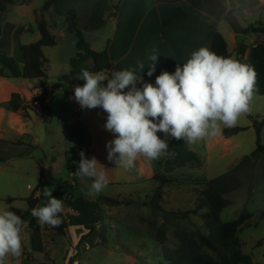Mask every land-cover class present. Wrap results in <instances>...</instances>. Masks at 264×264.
I'll list each match as a JSON object with an SVG mask.
<instances>
[{
  "label": "crops",
  "instance_id": "1",
  "mask_svg": "<svg viewBox=\"0 0 264 264\" xmlns=\"http://www.w3.org/2000/svg\"><path fill=\"white\" fill-rule=\"evenodd\" d=\"M219 1L233 11L241 28L246 29L252 25L243 22V20L249 17L253 11L257 12L256 15H258V17L260 16L258 21H262L264 24V0H251L250 2H253L254 6L250 4L245 6L239 0ZM35 10V7H22L18 9L17 13H14V11L9 13L8 17L12 30L9 38L4 42L3 50L16 59L22 67L24 66L23 46L37 42L41 37L36 27ZM113 13L114 16H112L111 12H107L105 15L106 21L109 22L111 26V35L106 39L107 43L105 49L109 52L114 69H132L139 71L137 62L142 61L145 65V69L140 75L143 76L144 82L153 84L155 83L156 76L162 71L172 73L175 71L177 64L183 65V63L190 58L194 50H197L201 46L210 48L216 30L225 38L231 57H233V54L236 55L238 46L242 44L246 45V40L248 38L256 44L257 41L264 43V38L260 33L244 34L235 32L221 14L211 5L210 0H119L117 11L114 10ZM241 16L243 20H241ZM60 17L62 18V16L58 17V15L55 14L53 8H50L45 14V18L51 27ZM51 32L53 33V29ZM53 35L55 34L53 33ZM256 44L248 47L252 48ZM91 48L97 51L95 46L91 45ZM45 49L46 47L43 48L44 55ZM153 49L156 50L155 54L158 55L159 58L156 62V71L149 77L147 75V66L150 63L149 57L153 54ZM105 74H110V72ZM35 84H42V82L27 81L23 78L11 79L0 76V140L6 141L8 144L4 145L10 146L11 149H27L21 156H16L5 163H0V166L3 165L2 169L4 165L12 166V164L17 166L16 168H34L32 163H28V157L31 156L28 155V153L37 148L47 146L46 142L43 140L41 144H39L40 138L36 135V130L38 128L40 129L41 133H43L41 137L44 139L47 134L52 135L53 131L49 130L47 133V129L44 127L48 119L52 120V118H58L64 127V124L76 125L85 133L89 140V154L87 158L91 159L95 157L100 164L105 166L102 170L105 171L107 175L108 184L105 189L99 193H79L78 190L80 188H88L90 190L92 181L90 179L81 180L76 175L71 174L70 181L76 186V190L72 192L71 196L74 199L83 197L92 202H97L101 197L118 201V204L99 203L100 210L103 211L106 216L108 212H117L124 203L136 202L140 205H149L153 207L152 215L157 219L159 227L164 222L169 224L175 231L182 228L183 220L187 218L190 219V217H188V215L185 217L174 215L175 213H184L188 211L187 209L182 210L178 208L177 202L180 200L184 201L186 198L190 199L191 196L195 203L192 210L195 209L196 201L204 190L206 183L212 180H207L205 176L202 175L201 169L210 163L212 156L211 151L213 148L217 146L220 148L219 157L222 159L225 158L226 155L232 153L234 150L233 147L237 146L234 139L236 135L225 137L222 133V135L216 137L213 144L209 145L208 149L203 152L205 155L204 158L201 156V152L197 150L202 147L203 140L194 144L186 143L188 148L194 151L201 159L200 166L187 164L174 171L168 172L165 168L167 155L161 156L158 160L153 161H149L140 156L137 158L134 169L127 171L116 166L114 161L110 162L107 160L106 144L108 141L115 138L112 133L104 129L107 113L100 109H82L74 99V91L70 93L69 98H66L73 105L71 110L66 112L59 110L55 105V99H52V97H60L57 95L60 91H54V84L49 83L47 80V96L45 101L49 103L52 108V116L44 121L42 116L45 114L42 112L41 106H33V102L36 98L43 93L44 87L39 88L36 87ZM75 86L76 85H73V88ZM137 87H141V84L138 83ZM14 93L19 94L21 99L28 104L29 109L26 117L24 115L25 112L22 110L12 111L7 109V103ZM65 128L66 133L64 139L68 140V129L67 127ZM158 135L164 138L163 133H158ZM18 140H21L20 144H17L19 142L12 143ZM58 145L54 146V149H58ZM249 156L256 163L254 194L262 180L264 181V155L261 151L255 150ZM14 158H17L15 159L16 161H13ZM17 160L19 163H16ZM38 161V173L36 177L39 183L42 181L44 188L47 183L45 171L48 165L42 163L41 160ZM58 165L59 163L55 164V168H57ZM232 166L233 164L229 166V170ZM156 174L165 175L170 182L161 185L159 182L153 180ZM141 183H143L142 185L149 183V185L152 186L150 192L152 195L147 194L148 196L146 195L144 200L138 196V191L134 192L135 199H133V196L130 199L122 198V194H119L118 198H114L115 196H112L111 192L106 191L107 188H114L115 186L123 184L140 185ZM62 185H64V183L60 184V186ZM43 193L42 188H39L32 197L40 199V202L44 201L45 198ZM74 193H79L77 194L78 197H75ZM155 195L158 196V202L162 203V205L152 204L153 202L150 203L151 198H153L152 196ZM53 196L55 197V193ZM225 198L230 202L228 206V208H230V213H233L238 208L242 207L247 200L248 189L246 186L242 187L227 194ZM27 199L26 197L22 198V196L10 198L11 201H21L28 205ZM158 207L170 214H165L158 209ZM87 208L92 210V208L82 203H78L75 206L64 203L63 214L67 225L65 229L66 237H58L55 239L50 237L45 238L42 233L43 252H33V260L25 261L22 251L20 257H10L6 261V264H37L39 262L51 261H56L59 264H67L68 259L74 256L73 251L77 247L81 237L87 233L85 224L90 221H95L98 218L94 211H89V213ZM27 209L28 207L26 210ZM192 215L199 218L196 222H198L199 227H202L203 220L199 215ZM103 217L100 222L94 225L93 237L86 239L81 245V252L88 246L89 242L97 236L98 231L102 228L104 223ZM252 218L253 214L251 212V218L241 226L238 232L242 249L244 241L248 238L246 237L247 239L245 238L244 240L243 236H240V230L248 225V221ZM175 231L173 233H175ZM50 235L53 237L52 234ZM75 264H78V261L75 262Z\"/></svg>",
  "mask_w": 264,
  "mask_h": 264
},
{
  "label": "clouds",
  "instance_id": "2",
  "mask_svg": "<svg viewBox=\"0 0 264 264\" xmlns=\"http://www.w3.org/2000/svg\"><path fill=\"white\" fill-rule=\"evenodd\" d=\"M155 51L149 57V77L156 71L159 56ZM137 67L139 71L123 69L110 74L81 69L78 79L84 83L73 90L82 109L101 108L107 113L104 129L115 137L106 144L107 160L127 171L134 169L140 156L149 161L173 156L168 151L170 139L194 144L219 137L223 129L235 127L252 111L257 79L254 68L234 57L220 56L209 47L194 50L174 72L162 71L154 84L144 82L140 75L145 69L142 61ZM79 155L74 175L92 181L90 192H101L108 184L102 170L105 166L95 157L86 158L83 151ZM43 195L47 202L33 208L31 215L40 223L58 226L64 203L52 190L46 189ZM10 207L0 210V264L20 257L23 251L25 222Z\"/></svg>",
  "mask_w": 264,
  "mask_h": 264
},
{
  "label": "rangeland",
  "instance_id": "3",
  "mask_svg": "<svg viewBox=\"0 0 264 264\" xmlns=\"http://www.w3.org/2000/svg\"><path fill=\"white\" fill-rule=\"evenodd\" d=\"M13 6L11 9L7 10L5 13L4 20L1 23L2 32L9 27V13H17L18 9L22 7L30 6L35 7V15L42 12V7L47 0H12ZM119 0H106V2L111 3L118 8ZM243 5H252L254 6L251 0H239ZM211 5L220 13L223 11L221 16L224 18L228 13H231L235 17L233 11L228 7L224 6L219 0H210ZM74 8L79 17V29L83 32L85 41L90 45H93L97 48V51H103L106 48V39L110 37V24L106 23L105 26L99 30L87 31L86 27L89 26L94 19V9L95 2L90 0H79L74 4ZM15 9V10H14ZM17 9V10H16ZM257 12L253 11L251 15L245 20L241 16V20L248 24H253L255 21L258 22L260 16L256 15ZM46 12L44 13V15ZM59 17V15H58ZM236 18V17H235ZM62 19V20H60ZM53 26V33L55 34L57 45L54 47H46L45 56L48 59L47 75L48 82L55 84L61 76L68 74L70 71V62L76 56V35L72 32L67 31L65 26V21L60 17ZM228 23V22H227ZM256 23V22H255ZM254 23V24H255ZM28 37V36H27ZM30 37V36H29ZM3 34H0V44H2ZM259 43V41H257ZM253 43L249 38L246 40L247 46H252ZM233 57L236 58V55L233 54ZM36 87L43 88L42 84H35ZM73 86L66 88V91L71 93L73 91ZM52 99H55V105L59 110L63 112L69 111L72 108L71 102H69L65 97L53 96ZM33 106H35L33 104ZM36 107V106H35ZM8 109V108H7ZM100 109L101 108H96ZM250 115L254 118H257L259 121H264V96L254 95L252 102V111ZM51 124V126H50ZM45 129L47 133L49 130L53 131L52 135H46L45 139L42 138L40 129L36 131V135L39 136V144L42 140L46 142V147L37 148L34 151H30L28 155V163H32L34 168H25L17 166H0V210H3L7 205H11V211L16 212L17 215H20L28 207L27 204H24L21 201H11L12 197L30 198L32 195L36 194L39 189V182L37 180L38 173V160H41L42 163L48 165L45 171L47 178V183L44 186V191L46 189L52 190V195L57 192L58 186L67 181H70V166L78 162L79 157V148L77 141L73 140L72 142L64 139L66 133V128L63 126L62 122L58 118H52L45 122ZM235 127H241L245 130L240 132L235 136V144L237 146L233 147V152L226 155L225 158H220V148L217 146L211 151V161L207 166L201 169L202 175L205 176L207 180L214 179L222 174L226 173L229 170L231 164L235 165L240 158L245 155H251L257 148V136L255 129L253 127V120L249 116L242 117L238 124ZM216 138H206L203 140L202 147L197 149L201 152L203 158L205 152L208 149V146L213 144ZM13 141L12 143L20 142ZM261 143L264 147V128L261 133ZM59 144V145H58ZM59 146L58 149H54V146ZM1 154L9 155H21L26 152L27 149H11L10 146L2 145ZM263 154V153H262ZM264 155V154H263ZM12 159V158H11ZM10 159V160H11ZM14 158L13 161H16ZM22 161V160H21ZM16 163H19L18 160ZM59 163L58 167L55 168V164ZM55 170V171H53ZM262 176V175H261ZM135 185V184H123L115 186L114 188H107L106 191L111 192L114 198H118L119 194H122V198L130 199L133 196L135 199V193L138 191V196L141 199H145L147 194H151V187L149 183L144 185ZM29 189V190H28ZM105 189V188H104ZM29 191V192H27ZM43 191V192H44ZM79 193H91L88 188H80ZM102 192V191H101ZM74 193L75 197H78ZM115 194V195H114ZM152 195V194H151ZM44 196V195H43ZM148 196V195H147ZM152 204H160L158 196H152ZM44 201L39 202L38 206H43L47 202V197ZM177 207L188 211L192 210L195 206L193 199L190 196L184 201H178ZM164 205V204H163ZM153 207L149 205H140L138 203H124L121 205L117 212H108L106 216L103 211H101V217H103V226L98 231L97 236L92 239L88 246L82 250L79 258L77 259L78 264H142L139 261V257H143V260L148 264H170L162 256L160 246L157 242V233L161 230L165 231L168 237V245L173 246L176 243L174 237V231L169 224L162 223L160 227L158 226L157 219L152 215ZM250 211L253 214V218L248 221V225L244 226L240 231L243 236V239H247L243 244V253L245 255L251 256L255 262L264 263V181L262 180L261 184L258 186L255 193L247 198L243 206L238 208L233 213H230V208L226 207L222 212V220L225 222H230L237 219L242 215L244 211ZM87 211L93 212L87 208ZM89 212V213H90ZM165 212V211H163ZM167 215L170 213L166 212ZM263 214V215H262ZM171 217V216H170ZM190 219L183 220V227L187 230H194L199 228V220L197 216H193L191 213L188 214ZM192 218V219H191ZM195 219V220H194ZM102 220V219H101ZM167 222V220H166ZM176 223V222H175ZM42 233L45 238H58L60 237L55 233V228L50 225L42 224ZM53 237H51V235ZM245 234V235H244ZM23 236V258L25 261L33 260V252L30 247V231L28 228V222L24 223L22 230ZM263 241V242H261ZM262 244H259V243ZM74 255L76 254V248L73 251Z\"/></svg>",
  "mask_w": 264,
  "mask_h": 264
},
{
  "label": "trees",
  "instance_id": "4",
  "mask_svg": "<svg viewBox=\"0 0 264 264\" xmlns=\"http://www.w3.org/2000/svg\"><path fill=\"white\" fill-rule=\"evenodd\" d=\"M79 0H47L40 14H36V27L40 33V39L37 42L24 45L22 52L24 55V66L22 67L16 59L8 55L4 50V42L9 38L12 27L9 25L2 32L1 23L4 20L5 13L7 12V4H12V0H0V34H3L2 44H0V76L11 79L23 78L27 81H41L44 87L43 93L36 98L40 104L42 112L45 114L42 119L46 121L48 117L52 116V108L49 103H46L47 96V65L48 59L45 57L43 48L54 47L57 45L56 37L51 32V26L45 18L44 13L49 11L50 8L54 9L56 15L63 16L67 31L76 35V56L71 59L70 71L58 78L54 84V91H60L58 96L69 98L70 93L66 88L73 85H82L83 80L78 77L81 74V69H87L90 72H112L114 69L110 55L107 49L103 51H95L85 41L83 32L79 29V17L74 8ZM95 2L94 19L93 22L86 27V30H98L105 26V15L107 12L117 11V6L107 3L106 0H90ZM223 11H220L222 14ZM232 29L237 33L255 34L260 33L264 38V24L258 21L250 25L248 28L243 29L240 27L238 21L231 13L224 17ZM22 31V30H21ZM210 49L220 56L231 57L227 42L223 35L216 30ZM236 59L242 63L251 65L256 74V90L254 95L264 96V43L259 42L254 47L249 48L247 45L242 44L236 49ZM106 83V82H105ZM7 108L12 111H24L25 117L28 114L29 106L25 103L19 94L14 93L10 101L7 103ZM253 120V127L257 136V148L264 154V147L261 143V133L264 128V121H259L257 118L247 115ZM68 129V140L77 141L79 151L85 153V157L89 154L88 144L89 140L85 133L76 125H66ZM241 127H231L223 129V135L230 137L244 131ZM21 142L17 143L20 144ZM8 144L6 141L0 140L1 146ZM169 153H174L173 156H168L165 162L166 171L171 172L187 164L200 166L201 159L192 150H190L184 141H177L174 139L169 140ZM22 155V154H21ZM18 155V156H21ZM16 155L1 154L0 163H5ZM81 157L79 155L78 162L70 166V172L74 175L78 168ZM256 163L249 155H245L232 166V168L225 174L208 181L204 190L196 201L194 210L187 213H175V216L185 217L188 214H196L203 220L202 227L194 230H187L179 228L175 231L174 237L176 243L173 246L168 245V237L165 231L161 230L157 233V242L160 246L163 258L170 264H264L255 262L251 256L243 253L242 244L238 237V232L241 226L251 218L249 211H244L242 215L230 222L222 220L223 210L229 206L230 202L225 196L233 191L242 187H247L248 196L253 195L254 181H255ZM154 181L159 182L161 185L169 183L165 175L156 174L153 178ZM39 188H43L42 181ZM76 190L75 184L67 181L64 185L59 186L55 197L61 199L64 203L75 206L82 203L85 206L92 208L97 214L98 218L95 221H90L85 224L87 233L83 235L76 247V254L68 259L67 264H75L81 254V245L83 242L93 237L94 225L101 221V210L99 208L100 202L118 204V201L101 197L97 202H92L78 197L74 199L71 195ZM40 199L30 197L27 199L28 209L21 216L23 221L28 222L30 231V247L32 252H43V236L42 225L37 218L31 215V210L38 206ZM163 211L160 207H158ZM167 214L166 212H164ZM61 223L55 228V233L60 237H66L65 229L67 227L63 212L60 214ZM43 224V223H42ZM47 225V224H44ZM263 242V241H261ZM259 244H262V243ZM37 264H59L56 261L39 262Z\"/></svg>",
  "mask_w": 264,
  "mask_h": 264
},
{
  "label": "water",
  "instance_id": "5",
  "mask_svg": "<svg viewBox=\"0 0 264 264\" xmlns=\"http://www.w3.org/2000/svg\"><path fill=\"white\" fill-rule=\"evenodd\" d=\"M13 4H7V10L11 9ZM139 261L142 262V264H148L146 261L143 260V257H139Z\"/></svg>",
  "mask_w": 264,
  "mask_h": 264
},
{
  "label": "built area",
  "instance_id": "6",
  "mask_svg": "<svg viewBox=\"0 0 264 264\" xmlns=\"http://www.w3.org/2000/svg\"><path fill=\"white\" fill-rule=\"evenodd\" d=\"M107 73V72H106ZM33 104L35 105V106H40V104L35 100L34 102H33Z\"/></svg>",
  "mask_w": 264,
  "mask_h": 264
}]
</instances>
